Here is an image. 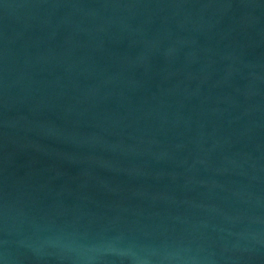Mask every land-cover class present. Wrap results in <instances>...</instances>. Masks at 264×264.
Listing matches in <instances>:
<instances>
[{
  "label": "water",
  "instance_id": "95a60500",
  "mask_svg": "<svg viewBox=\"0 0 264 264\" xmlns=\"http://www.w3.org/2000/svg\"><path fill=\"white\" fill-rule=\"evenodd\" d=\"M0 264H264V0H0Z\"/></svg>",
  "mask_w": 264,
  "mask_h": 264
}]
</instances>
